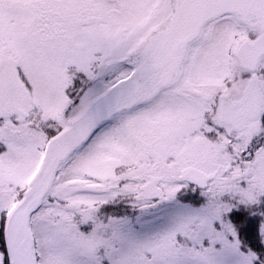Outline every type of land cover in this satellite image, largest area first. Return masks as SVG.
I'll use <instances>...</instances> for the list:
<instances>
[{
  "label": "snow or ice",
  "instance_id": "1",
  "mask_svg": "<svg viewBox=\"0 0 264 264\" xmlns=\"http://www.w3.org/2000/svg\"><path fill=\"white\" fill-rule=\"evenodd\" d=\"M0 264H264V0H0Z\"/></svg>",
  "mask_w": 264,
  "mask_h": 264
}]
</instances>
